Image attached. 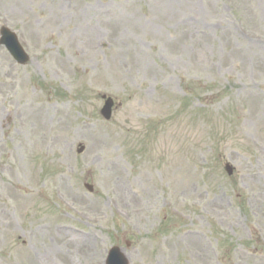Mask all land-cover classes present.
<instances>
[{"label": "rangeland", "instance_id": "obj_1", "mask_svg": "<svg viewBox=\"0 0 264 264\" xmlns=\"http://www.w3.org/2000/svg\"><path fill=\"white\" fill-rule=\"evenodd\" d=\"M3 26L29 61L0 48V264H104L114 246L264 264V0H0ZM66 230L92 232L89 252Z\"/></svg>", "mask_w": 264, "mask_h": 264}, {"label": "bare ground", "instance_id": "obj_2", "mask_svg": "<svg viewBox=\"0 0 264 264\" xmlns=\"http://www.w3.org/2000/svg\"><path fill=\"white\" fill-rule=\"evenodd\" d=\"M36 32L35 31H31V37L33 40L35 39H38L37 38V34H35ZM250 47L248 46H244L242 48V51L245 52V54H248V51H249ZM3 76L5 78H8L11 80V86H15L17 87L23 94H26V92L23 90V87L25 86V83L24 81L22 80H18V81H15L13 79V76H10L9 75V72H3ZM15 81V83H14ZM49 113V110H45V113L48 114ZM45 114V115H46ZM35 118H37V115L35 114L34 115ZM38 119V118H37ZM56 125H58V127L61 125V124H64V119H58L56 122H55ZM63 135H62V129H59V133H58V136L57 137H52L51 138V141H61L63 142ZM144 176H145V179L147 181V184L148 185V188L145 189V191L143 190V193H147L149 195H151L153 193V189H154V185H153V174L152 172L148 169V170H144ZM153 195V194H152ZM0 196H6L5 198L6 199H11L12 197H14V195L9 191L8 188H3L1 191H0ZM154 199V198H153ZM155 204V200H153V203H152V206ZM150 206H148L149 208ZM152 208V207H150ZM97 209H100L99 205L97 206ZM136 213H143L144 211V208L139 207L137 208L136 210ZM0 215L2 217H4L5 219H8L9 218V215H10V209L5 207V206H2L0 207ZM93 220L97 219V216L95 213H93V216H92ZM7 224L10 225V221H7ZM6 224V225H7ZM4 229H6L7 226H4ZM66 234H64L66 236L64 242L62 243V247L64 248V250L68 249L74 253H77L79 251H82L83 253H88L89 251L87 250V246L90 244L91 242V238L93 237L92 236V232H88L86 234H84L83 236H80L77 232L75 231H72V230H66L65 232ZM203 246V245H202ZM27 258H28V262L30 264H44L43 261L38 258L37 256L36 257H30L29 255H27Z\"/></svg>", "mask_w": 264, "mask_h": 264}, {"label": "water", "instance_id": "obj_3", "mask_svg": "<svg viewBox=\"0 0 264 264\" xmlns=\"http://www.w3.org/2000/svg\"><path fill=\"white\" fill-rule=\"evenodd\" d=\"M3 38L0 41V45L4 44L10 54L14 57L16 61L21 64H24L27 61L26 55L23 53L22 49L20 48L19 44L16 41L14 35L8 33L6 30H2ZM113 106V102L111 99H107L104 103V106L101 110V115L106 119L109 120L111 116V108ZM82 149L79 150L81 152ZM226 171L229 175H231L232 170L229 167H226ZM89 191H92V188L86 186ZM106 264H128L122 253L118 248H112L109 251L108 257L106 259Z\"/></svg>", "mask_w": 264, "mask_h": 264}]
</instances>
